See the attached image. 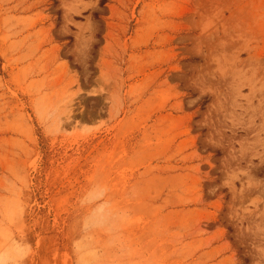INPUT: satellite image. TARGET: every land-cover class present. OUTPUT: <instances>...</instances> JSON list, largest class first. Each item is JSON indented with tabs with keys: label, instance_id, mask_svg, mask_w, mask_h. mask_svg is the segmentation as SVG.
Returning <instances> with one entry per match:
<instances>
[{
	"label": "rangeland",
	"instance_id": "374dc122",
	"mask_svg": "<svg viewBox=\"0 0 264 264\" xmlns=\"http://www.w3.org/2000/svg\"><path fill=\"white\" fill-rule=\"evenodd\" d=\"M0 264H264V0H0Z\"/></svg>",
	"mask_w": 264,
	"mask_h": 264
},
{
	"label": "bare ground",
	"instance_id": "6f19581e",
	"mask_svg": "<svg viewBox=\"0 0 264 264\" xmlns=\"http://www.w3.org/2000/svg\"><path fill=\"white\" fill-rule=\"evenodd\" d=\"M72 113V109H71V111H70V114Z\"/></svg>",
	"mask_w": 264,
	"mask_h": 264
}]
</instances>
